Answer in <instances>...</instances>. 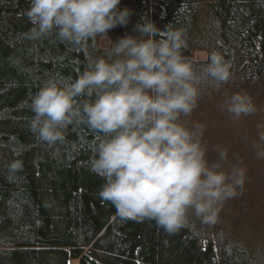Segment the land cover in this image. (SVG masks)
I'll list each match as a JSON object with an SVG mask.
<instances>
[{
	"label": "trees",
	"instance_id": "16d2710c",
	"mask_svg": "<svg viewBox=\"0 0 264 264\" xmlns=\"http://www.w3.org/2000/svg\"><path fill=\"white\" fill-rule=\"evenodd\" d=\"M125 6L132 10L127 26L81 47L55 32L31 38L29 0H0V264H264V251L248 250L224 226L197 225L194 216L171 234L153 219L117 216L90 168L102 134L85 123L68 124L55 144L31 130V97L43 83L76 78L118 37L135 34L142 15L161 29H182V54L197 70L212 52L230 62L227 82L202 85L193 110L237 92L256 104L264 92V0H121ZM13 160L22 168L11 171Z\"/></svg>",
	"mask_w": 264,
	"mask_h": 264
},
{
	"label": "clouds",
	"instance_id": "9594fccd",
	"mask_svg": "<svg viewBox=\"0 0 264 264\" xmlns=\"http://www.w3.org/2000/svg\"><path fill=\"white\" fill-rule=\"evenodd\" d=\"M121 0H29L25 15L31 38L55 32L61 41L85 46L127 26L132 15ZM111 43L104 55L69 81L47 79L31 97V130L49 144L64 138L70 123H85L102 135L90 168L103 178L102 200L116 215L141 222L153 219L171 234L194 216L202 224L218 222L226 200L243 189L246 169H226L227 149L209 163L202 145L203 126L189 124L201 86L230 77V62L212 52L198 70L182 54V29H163L146 15ZM159 37V38H158ZM234 118L256 111L252 98L234 93L226 101ZM264 139V133L261 134ZM264 155V154H258ZM23 162L13 160L11 171Z\"/></svg>",
	"mask_w": 264,
	"mask_h": 264
},
{
	"label": "rangeland",
	"instance_id": "374dc122",
	"mask_svg": "<svg viewBox=\"0 0 264 264\" xmlns=\"http://www.w3.org/2000/svg\"><path fill=\"white\" fill-rule=\"evenodd\" d=\"M169 0H149L152 2ZM107 45V40L102 39ZM198 57L203 56L197 53ZM230 95L210 100L206 105L193 110L185 120L189 126H203L202 145L206 148L209 163L218 159V150L227 149L226 169L232 166L246 169L243 189H237L235 198L226 200L219 212L217 222L228 231L244 239L248 250L264 251V92L260 91L254 99L256 111L251 115L234 118L227 111L225 101ZM200 221L199 219H197ZM201 225V222H196ZM261 250V251H260ZM67 264H78L77 258H68Z\"/></svg>",
	"mask_w": 264,
	"mask_h": 264
}]
</instances>
